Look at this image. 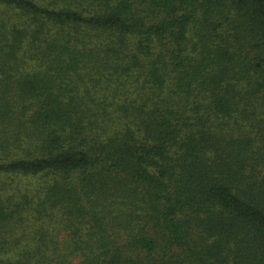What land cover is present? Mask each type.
I'll list each match as a JSON object with an SVG mask.
<instances>
[{
    "label": "trees",
    "instance_id": "trees-1",
    "mask_svg": "<svg viewBox=\"0 0 264 264\" xmlns=\"http://www.w3.org/2000/svg\"><path fill=\"white\" fill-rule=\"evenodd\" d=\"M0 264H264V0H0Z\"/></svg>",
    "mask_w": 264,
    "mask_h": 264
}]
</instances>
